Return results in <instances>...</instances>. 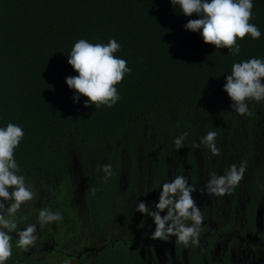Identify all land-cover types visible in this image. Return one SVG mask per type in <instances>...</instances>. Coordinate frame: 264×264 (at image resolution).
I'll use <instances>...</instances> for the list:
<instances>
[{
  "label": "trees",
  "instance_id": "1",
  "mask_svg": "<svg viewBox=\"0 0 264 264\" xmlns=\"http://www.w3.org/2000/svg\"><path fill=\"white\" fill-rule=\"evenodd\" d=\"M253 5L249 22L261 36L237 38L234 56L186 30L199 17L171 0H0V127L25 133L14 151L18 174L27 185L35 172L61 176L73 141L147 148L162 162L168 141L184 132L190 146L209 131L220 149L264 146V101H249L253 115H240L223 90L234 63L264 60V0ZM80 39L121 46L114 55L131 71L115 85L120 99L111 108L73 100L66 77L78 73L68 56Z\"/></svg>",
  "mask_w": 264,
  "mask_h": 264
},
{
  "label": "flooded vegetation",
  "instance_id": "2",
  "mask_svg": "<svg viewBox=\"0 0 264 264\" xmlns=\"http://www.w3.org/2000/svg\"><path fill=\"white\" fill-rule=\"evenodd\" d=\"M206 134L191 146L187 138L179 150L176 134L165 147L164 162L147 148L87 149L73 141L61 176L35 172L29 178L37 196L17 213L18 229L35 224L38 239L24 251L13 233L6 264H264V146L218 147L220 155H213L200 143ZM105 164L114 172L107 182ZM233 164L246 168L237 186L222 196L201 192L210 173L223 175ZM178 175L197 190L192 195L203 215L199 243L187 247L175 236L153 239V219L136 211L141 201L152 210L162 185ZM44 208L60 212L63 220L41 225L38 214Z\"/></svg>",
  "mask_w": 264,
  "mask_h": 264
},
{
  "label": "clouds",
  "instance_id": "3",
  "mask_svg": "<svg viewBox=\"0 0 264 264\" xmlns=\"http://www.w3.org/2000/svg\"><path fill=\"white\" fill-rule=\"evenodd\" d=\"M171 3L179 5L185 16L196 14L199 17L188 20L184 25L186 30L200 32L205 44L214 45L217 49L227 48L234 56L240 53L237 38L242 40L249 34L253 39L261 36L258 27L249 22L253 15V0H171ZM120 47L115 39L106 45L92 44L85 39L74 44L68 56V64L78 75L66 77L68 87L76 92L74 102H78L83 95L88 98L85 107L95 105L99 108L106 105L111 108L117 103L120 95L115 85L122 82L125 74L131 71L126 60L114 55ZM262 81L264 60L252 58L234 63L223 86L232 101V110L240 115L252 116L248 102L264 101ZM24 135L22 127L16 124L8 123L6 127H0V264H6L12 257L13 233L18 236L17 247L24 251L34 247L38 239L35 224H29L23 230L18 229L17 213L22 205L37 196V192L26 184L25 177L18 174L20 166L14 158V151ZM217 135V132L209 131L200 141L213 155H220V149L216 146ZM187 137L188 133L184 132L174 140L178 150L184 147ZM102 171L105 173L104 182L114 175L111 164L103 165ZM245 171L243 164L239 168L233 164L223 175L210 173L211 178L201 192L217 196L229 193L241 182ZM196 191L186 176L178 175L162 185L158 203L152 205V210L146 202L136 204V211L147 214L154 221L155 229L151 234L153 239L168 241L175 236L177 242L186 247L189 243H199L203 215L192 195ZM91 192L95 195L96 189L92 188ZM165 211L166 215H161ZM38 219L44 225L62 221L63 215L44 208L39 210ZM186 221H191V225ZM65 264L69 262L65 261Z\"/></svg>",
  "mask_w": 264,
  "mask_h": 264
}]
</instances>
